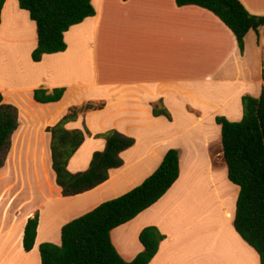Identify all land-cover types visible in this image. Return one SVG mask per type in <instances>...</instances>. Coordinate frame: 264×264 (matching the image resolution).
Here are the masks:
<instances>
[{
    "label": "crops",
    "instance_id": "1",
    "mask_svg": "<svg viewBox=\"0 0 264 264\" xmlns=\"http://www.w3.org/2000/svg\"><path fill=\"white\" fill-rule=\"evenodd\" d=\"M239 1L249 13L264 16V0ZM91 2L96 14L64 33L66 49L44 54L39 61L31 58L37 31L29 12L17 0H5L2 7L0 94L3 103L17 108L18 126L0 166V264H41V243L60 245L64 224L141 184L170 148L179 150V176L154 204L111 230L118 254L131 261L143 250L140 231L155 226L165 237L148 264H194L197 254L187 249L179 234L174 239L171 229L180 201L196 196L192 190L199 181L198 169H205L207 181L197 191L202 197L211 190L219 195L216 172L221 184L227 180L232 184L233 206L223 204L227 226L243 254L251 253L259 262L233 226L239 187L227 177L221 126L215 118L239 121L242 96L260 95L264 27L246 33L240 52L231 30L207 9L177 6L175 0ZM58 87L65 88L60 100L35 101V89L51 93ZM100 99L106 101L102 109L78 114L64 124L67 130L84 133L67 169L77 173L88 168L93 153L105 148V139L97 134L115 129L135 142L120 153L123 165L111 169L107 180L83 193L64 196L51 168L47 127L58 123L70 106ZM159 102L170 117L153 113V105ZM41 149L49 187L39 201ZM22 184L27 187L16 188ZM36 212L35 243L25 251L24 227Z\"/></svg>",
    "mask_w": 264,
    "mask_h": 264
},
{
    "label": "trees",
    "instance_id": "2",
    "mask_svg": "<svg viewBox=\"0 0 264 264\" xmlns=\"http://www.w3.org/2000/svg\"><path fill=\"white\" fill-rule=\"evenodd\" d=\"M36 24L37 45L31 53L33 61L44 54L62 52L67 45L64 33L73 25L96 14L91 0H17ZM5 0H0V15ZM177 6L195 5L212 12L234 34L240 52L249 30L259 32L264 16L253 15L239 0H175ZM64 87L51 93L38 88L35 101L46 103L61 99ZM242 117L229 121L217 116L221 126L222 151L227 177L239 187L233 226L239 236L264 264V87L258 97L245 94L241 98ZM105 100H90L70 106L58 123L47 127L51 133L52 168L64 196L88 191L109 177V171L123 165L120 153L131 147L135 139L117 130L96 136L106 141L102 151L93 153L86 170L71 173L67 161L84 139L81 130H67L64 124L78 114L102 109ZM155 115L169 112L161 102L153 105ZM17 108L2 102L0 94V166L4 164L12 133L18 126ZM86 134H89L86 130ZM179 176V150L170 148L161 163L144 181L128 192L104 201L89 212L72 219L61 228V244L39 245L41 264H148L158 251L165 235L155 226H146L139 233L143 250L131 261L124 260L111 242V230L122 225L159 200ZM39 215L29 217L24 227L22 245L30 251L35 243Z\"/></svg>",
    "mask_w": 264,
    "mask_h": 264
},
{
    "label": "rangeland",
    "instance_id": "3",
    "mask_svg": "<svg viewBox=\"0 0 264 264\" xmlns=\"http://www.w3.org/2000/svg\"><path fill=\"white\" fill-rule=\"evenodd\" d=\"M38 164L39 167L37 172L41 189L39 201H41L44 198L43 193H45L49 187L47 172L43 162L42 149L39 152ZM215 178V186L219 195L214 194L211 190L205 194V196L208 197H202L201 192L197 191V188L200 190L201 187H203L201 183L204 184V180L207 181V174L205 169H198L199 181L195 180L197 184L192 190V193L196 196L191 198V196L187 195L186 199L180 201V212L175 216L171 215L176 219L171 229L174 239H176V235L179 234L186 244L187 249H189L192 254H197V258L193 261L194 264H259L258 260L252 258L251 253L250 255L243 254L239 249L240 242L238 243V240L234 238L232 230L227 226L228 221L225 217L223 204L225 208L233 206V196L230 190L231 188L233 189L231 186L232 184L228 180L226 184H221L220 176L217 172ZM24 186L25 188L27 187L22 184L16 185V188H22ZM49 206L50 205H48L47 208ZM177 240L179 239L177 238ZM242 245L248 247L250 249L249 251L254 253L244 242ZM254 255L257 257L256 254Z\"/></svg>",
    "mask_w": 264,
    "mask_h": 264
}]
</instances>
